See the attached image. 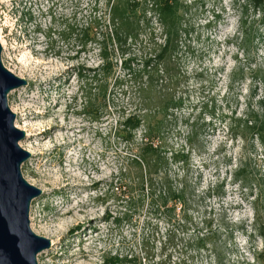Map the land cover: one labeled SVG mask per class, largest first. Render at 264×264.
Instances as JSON below:
<instances>
[{
    "label": "rangeland",
    "instance_id": "obj_1",
    "mask_svg": "<svg viewBox=\"0 0 264 264\" xmlns=\"http://www.w3.org/2000/svg\"><path fill=\"white\" fill-rule=\"evenodd\" d=\"M180 2L190 33L179 49L184 77L170 86L185 104L157 141L168 145V156H189L168 169L185 201L159 207L151 196L140 203L138 186L131 194L118 189L143 129L131 142L118 136L137 99L130 80L112 86L117 77L130 79V68L142 69L152 37L162 41L157 21L112 53L104 108L94 82L105 64L99 42L82 48L75 35L58 33L68 24L81 32L106 12L105 1L0 0L3 63L28 80L9 94L26 134L19 144L31 153L22 172L43 190L30 225L52 241L39 264H262L264 149L244 124L264 119V6Z\"/></svg>",
    "mask_w": 264,
    "mask_h": 264
},
{
    "label": "trees",
    "instance_id": "obj_2",
    "mask_svg": "<svg viewBox=\"0 0 264 264\" xmlns=\"http://www.w3.org/2000/svg\"><path fill=\"white\" fill-rule=\"evenodd\" d=\"M104 1L106 12L99 19L88 23L81 32L77 31L74 25L68 24L58 34L65 38L67 33L70 36L75 35V38H79L82 48L93 41L99 42L105 64L102 66L101 78L96 75L94 82L101 98V105L105 108L107 100H110L107 95L110 85L108 78L113 67L112 53L116 50L120 51L129 40H136L141 29L148 26L152 18L157 21L161 28L162 41H155L152 37L151 47L142 69L132 72L130 68V79L117 77L112 83L113 87H121L130 80L134 84L135 100L137 99L135 110L127 116L122 124L123 129L117 132L118 136L131 142L134 131L138 128L143 129L142 142L136 148V153L127 159L118 189L121 193L131 194L133 187L138 186L140 203L144 202L145 196L148 198L151 196L152 201L159 202V207H167L169 202L176 207L178 202L185 201L184 192L183 187L179 190L170 183L169 165L170 162L180 160L187 164L189 156L183 152H172L171 156H168L166 151L168 145L164 141L159 143L157 140L163 138L164 130L177 120L176 112L185 104L184 97H177L170 85L175 77H184L178 68V63L183 36L190 33L189 26L184 21L187 6H184L180 0ZM255 2L258 7L264 6V0H255ZM95 3L99 4L100 0H95ZM99 27L100 31H98ZM124 53L125 50H122L123 55ZM124 60L126 66L128 62H132V60ZM244 128L251 132V136L259 139L264 149V119L245 120ZM195 135L197 132L193 128L186 139L187 143L190 144ZM132 170L135 173L131 176ZM160 173H162V176H159L160 181L155 182ZM211 235L216 236V231ZM202 238L200 242L204 241ZM200 244L206 247L204 242ZM262 259L261 262L264 264V258Z\"/></svg>",
    "mask_w": 264,
    "mask_h": 264
},
{
    "label": "water",
    "instance_id": "obj_3",
    "mask_svg": "<svg viewBox=\"0 0 264 264\" xmlns=\"http://www.w3.org/2000/svg\"><path fill=\"white\" fill-rule=\"evenodd\" d=\"M0 40V264H39L38 255L52 241L30 225L32 202L43 190L28 182L22 165L31 157L19 142L26 136L16 124L9 94L28 80L9 70L2 60Z\"/></svg>",
    "mask_w": 264,
    "mask_h": 264
},
{
    "label": "bare ground",
    "instance_id": "obj_4",
    "mask_svg": "<svg viewBox=\"0 0 264 264\" xmlns=\"http://www.w3.org/2000/svg\"><path fill=\"white\" fill-rule=\"evenodd\" d=\"M216 17V16H215ZM217 17H220V14H219V16H217ZM56 127V126H55ZM57 127H60V126H58L57 125ZM68 213H70L69 211H68ZM32 219L34 220V216L32 217Z\"/></svg>",
    "mask_w": 264,
    "mask_h": 264
}]
</instances>
